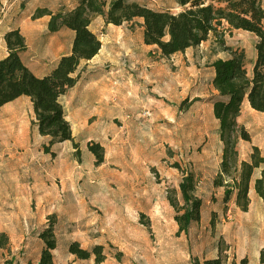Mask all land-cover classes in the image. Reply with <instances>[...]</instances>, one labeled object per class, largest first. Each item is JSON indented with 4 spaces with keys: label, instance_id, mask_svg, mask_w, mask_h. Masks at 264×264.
<instances>
[{
    "label": "rangeland",
    "instance_id": "374dc122",
    "mask_svg": "<svg viewBox=\"0 0 264 264\" xmlns=\"http://www.w3.org/2000/svg\"><path fill=\"white\" fill-rule=\"evenodd\" d=\"M128 1L147 4L154 10L179 12L175 0ZM76 6L77 0H0V57L6 53L5 33L19 29L29 48L26 62L54 58L56 47L69 46L71 33L64 29L53 35L48 30L50 18L36 17L46 11L56 13ZM92 22V29L103 44L110 41L112 33L105 18L94 15ZM142 23L138 20L126 23L121 29L137 42L143 36ZM219 30L218 37L211 35L206 42L184 54L167 58L159 51L149 53L154 67L147 95L139 98L144 107L128 111L127 121L117 119L114 131L106 133V139L115 136V145L107 144L110 163L102 169L110 167L118 172L109 186L102 188L97 183L91 186L84 181L83 175L88 170L101 165L92 164L89 158L82 160L80 147L78 155L73 147V158L70 151L60 152L65 157L55 170L60 174L61 169L72 163L75 179L66 182L65 178L46 180L41 176V182L53 189L48 192L42 184L33 190L35 164L20 169L9 162L12 130L0 117V236L5 234L8 238L7 243L0 245V264H6L13 257L14 264H38L43 248L39 234L50 223L57 241L53 252L55 264H96L95 256L79 260L67 249L68 241L76 238L81 240V247L91 251L93 243L89 241L101 234L82 223L79 200L89 185L100 187L96 189L97 200L92 202L97 201L104 207L115 204L117 211L115 222L106 224L105 261L101 264H203L219 254L225 264H258L260 248L264 245L262 200L252 187L249 211L245 213L237 207L234 195L225 204V188L215 186L221 171L223 143L219 122L213 115L210 67L214 61L228 57L221 45L224 42L232 49L245 50V65L248 76L252 77L257 38L247 32L229 30L226 25ZM238 124L251 136L250 142L239 141L240 159L247 161L253 147L259 148L264 156V113L252 110L245 103ZM102 148L105 158L106 148ZM38 163L42 165L43 176L53 172L51 161ZM183 171L194 175V195L202 201L204 217L192 224L188 236L178 237L176 212L169 198L183 205L180 192ZM133 173L137 175L142 194L149 197L148 204L135 205L130 201ZM259 174L260 169L255 171L254 179ZM71 217L75 218V224L69 226Z\"/></svg>",
    "mask_w": 264,
    "mask_h": 264
},
{
    "label": "trees",
    "instance_id": "16d2710c",
    "mask_svg": "<svg viewBox=\"0 0 264 264\" xmlns=\"http://www.w3.org/2000/svg\"><path fill=\"white\" fill-rule=\"evenodd\" d=\"M179 12L160 11L147 4L128 0H77L72 10L66 8L58 12L46 11L36 19L48 16V30L55 35L66 29L74 33L72 51L59 59L55 67L46 75L37 77L28 67L23 56L28 45L19 29L10 30L4 35L8 56L0 60V109L21 98L28 97L33 104L35 118L41 136L48 142L43 146L50 153L53 145L72 142L79 154V146L60 99L74 88L80 78L83 62L95 58L102 48L99 37L90 29L94 15L105 18L114 26L142 20L143 42L156 46L164 57L184 54L196 48L213 35L218 37L219 29L227 26L229 30L243 31L257 38L256 60L252 77L248 76L245 65L246 52L225 46L226 59L211 63L213 78V115L219 122V137L223 143L221 171L216 187L225 188L224 203L232 195L242 212L250 207L249 193L253 186L255 194L264 204V156L259 148L253 147L247 161L240 159L239 141L250 142L249 132L238 124L245 103L258 112L264 113V6L262 0H175ZM40 13V12H39ZM42 13V12H41ZM87 149L96 159L95 164L104 163V149L100 144L90 143ZM260 169L254 179L255 171ZM182 172V171H181ZM180 184L183 205L173 197L170 205L175 209L177 236H188L193 223L201 218L202 201L194 195L195 179L192 173L183 171ZM43 242L38 264H55L53 252L57 248L53 224L50 223L39 234ZM5 234L0 236V245L7 243ZM71 255L79 260H89L95 256V263L105 261L104 245H95L92 250L72 242L68 246ZM264 264V252L261 253ZM13 257L6 264H14ZM203 264H225L222 256L205 260Z\"/></svg>",
    "mask_w": 264,
    "mask_h": 264
},
{
    "label": "crops",
    "instance_id": "0c3cea01",
    "mask_svg": "<svg viewBox=\"0 0 264 264\" xmlns=\"http://www.w3.org/2000/svg\"><path fill=\"white\" fill-rule=\"evenodd\" d=\"M138 21L142 23L141 20ZM92 27L93 22L90 29L96 34ZM122 27L107 24L108 30L112 33L110 41L103 44L99 38L102 42L100 52L92 60L82 63L77 85L60 99L67 115V121L71 125L74 141L80 147L81 159L83 160L84 157L89 158L92 164L95 163L94 155L87 149L89 143L100 144L106 148L105 163L99 168L94 167L92 170H88L83 175L85 177L84 181L87 184L91 183L90 185L92 186V183H97L102 188L111 185L114 178L118 176V172L110 167L107 170L102 169L110 163L107 144L115 145V136H110L106 139V133L107 131H114V124L117 119L127 121L126 114L128 111H136L140 107H144L139 98L147 95L145 93H147V88L150 86L149 83H151L152 79L150 72L154 67V62L150 60L149 53L159 51L161 54L156 46L145 45L143 36L137 42L134 41L129 32L123 31ZM62 32L64 30L56 35ZM70 33L71 42L69 46L64 47L60 45L56 47L54 58H41L30 64L25 61L29 69L37 77L48 74L61 57L71 53L74 33L71 31ZM25 55L23 56L24 60ZM7 56L8 49L6 47V53L0 57V60ZM212 78L213 72L211 74ZM22 103L26 104L23 105ZM122 114H124V117ZM0 117L3 118L4 122L12 130L8 148L10 153L7 154L9 162H14L11 164L20 169L29 166L30 163L35 164V168L37 169L34 171L36 184L33 190H36L42 184L48 192L53 189L52 186L49 187L47 184L41 182L42 177L46 178V180H50L52 177L65 178L66 182L75 179L76 170H74L72 163L70 166L66 165L65 168L61 169L62 173L60 174L55 170V167L64 160L65 155L60 153L62 150L66 152L70 151L73 158L75 153L73 144L71 142L59 143L51 147L50 153L43 151V146L47 144L48 138L41 136L39 132L30 98L21 97L5 105L0 109ZM134 124L136 125V120H134ZM41 160L46 162L51 161L53 172H47V175L43 176L42 165L38 163ZM129 173L132 177L131 169ZM125 175L123 174V176ZM133 176L135 178L131 180L130 201L135 205L148 204L150 202L149 197L143 195V192L139 189L136 173H133ZM90 185L85 186L87 193H83L81 195L83 199L79 201L82 203L80 206L82 209V223L93 227L92 230L101 232V234L98 233L93 236L92 241H89L93 243L94 247L95 245H105L104 231L106 224L107 222H115L117 211H115V204L104 207L99 206L97 201L92 202V200H97L95 197H97L96 193L98 190L96 189L100 187L94 186L90 188ZM19 186H22V184H19ZM201 217H204V206L202 207ZM67 224L69 226L74 225L75 218L71 217ZM72 242L81 243V240L72 238L67 243V249L68 245ZM262 252H264V245L260 248L259 258H261ZM260 260H258V264H262Z\"/></svg>",
    "mask_w": 264,
    "mask_h": 264
}]
</instances>
